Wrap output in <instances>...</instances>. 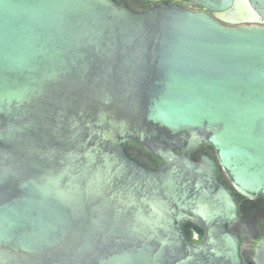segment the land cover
I'll use <instances>...</instances> for the list:
<instances>
[{
  "label": "water",
  "instance_id": "water-1",
  "mask_svg": "<svg viewBox=\"0 0 264 264\" xmlns=\"http://www.w3.org/2000/svg\"><path fill=\"white\" fill-rule=\"evenodd\" d=\"M194 1L0 0V264H245L233 191L264 197V0Z\"/></svg>",
  "mask_w": 264,
  "mask_h": 264
},
{
  "label": "flooded vegetation",
  "instance_id": "flooded-vegetation-1",
  "mask_svg": "<svg viewBox=\"0 0 264 264\" xmlns=\"http://www.w3.org/2000/svg\"><path fill=\"white\" fill-rule=\"evenodd\" d=\"M119 2L124 1L129 8L135 12L145 11L153 6L164 4V3H177L183 5L191 10H203V8L197 4L194 0H116ZM211 14L216 17L217 13L211 12ZM129 153L135 157L139 162L147 166L149 169H157L159 161L153 157L151 154L145 151V149L135 143L131 142L129 144ZM203 155H209L214 159L216 155L213 149L209 146L202 145L192 152V158L195 161H199ZM221 180L223 183L227 184L229 188L232 189V186L229 180L225 177L224 173L220 170ZM233 195L239 206V217L232 224L231 230L238 234L242 240V258L245 264H256L254 260V253L252 246L256 242L264 237V197L257 196L255 198L243 197L238 194L236 191H233ZM187 223L182 224L184 234L187 238V241L195 244L198 243L201 239L191 228L187 230L184 229V226ZM193 224V223H192ZM195 225V224H194ZM188 236H192V239H188Z\"/></svg>",
  "mask_w": 264,
  "mask_h": 264
},
{
  "label": "trees",
  "instance_id": "trees-1",
  "mask_svg": "<svg viewBox=\"0 0 264 264\" xmlns=\"http://www.w3.org/2000/svg\"><path fill=\"white\" fill-rule=\"evenodd\" d=\"M193 229L195 231V233L199 236V239L202 238L203 236V230L201 228H199L198 226L192 224V223H187L185 226H184V229L185 231L187 232V230L189 229ZM188 239H192V236H188Z\"/></svg>",
  "mask_w": 264,
  "mask_h": 264
},
{
  "label": "rangeland",
  "instance_id": "rangeland-1",
  "mask_svg": "<svg viewBox=\"0 0 264 264\" xmlns=\"http://www.w3.org/2000/svg\"><path fill=\"white\" fill-rule=\"evenodd\" d=\"M242 7L245 8V9H248L249 8L248 3L247 2H243L242 3Z\"/></svg>",
  "mask_w": 264,
  "mask_h": 264
}]
</instances>
